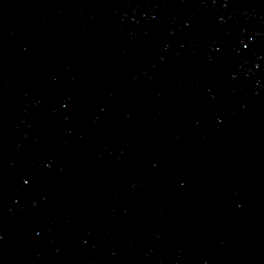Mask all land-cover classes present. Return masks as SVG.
I'll list each match as a JSON object with an SVG mask.
<instances>
[{"label": "water", "instance_id": "obj_1", "mask_svg": "<svg viewBox=\"0 0 264 264\" xmlns=\"http://www.w3.org/2000/svg\"><path fill=\"white\" fill-rule=\"evenodd\" d=\"M0 264H264V0H0Z\"/></svg>", "mask_w": 264, "mask_h": 264}]
</instances>
